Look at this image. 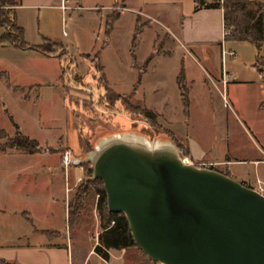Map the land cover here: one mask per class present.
<instances>
[{
  "label": "rangeland",
  "instance_id": "374dc122",
  "mask_svg": "<svg viewBox=\"0 0 264 264\" xmlns=\"http://www.w3.org/2000/svg\"><path fill=\"white\" fill-rule=\"evenodd\" d=\"M115 12L110 11L107 15ZM139 25L142 27L143 24L139 22ZM54 27L55 32L65 33L62 46L67 59L73 58L71 65L60 61L58 65L53 58L44 63L37 62L19 56L12 50H0V66L8 72L7 76L0 77V129L7 132L9 135L4 133L8 137L13 135V127L4 113L6 110L20 133L35 140L39 147H50L54 153H46L55 155L48 159L57 162L59 157L64 169L53 175L52 188L44 190V196L52 194L53 197H60V201L63 200V177L75 179L79 172V181L72 187L69 182L66 197L69 202L77 186L88 177L79 165L72 164V160L83 159L101 136L123 131L138 133L148 140L166 139L170 142L172 139L177 142L176 137L183 135L182 139L190 147L193 162L198 159L203 162L227 160L226 165L211 167L239 183L237 174L243 173L247 179L254 181L256 169L264 170L263 165L256 167L252 163L257 157L260 158L256 148V134L264 137V120L256 114L254 108L256 98L249 88L232 83L258 81V74L248 65V61L241 58L232 64L230 61L234 58L226 59L224 69L229 77L226 81L231 82L221 88L219 56L212 69L208 67L209 62L190 60L183 53L157 57L155 53L159 40L152 51L150 35L142 29L135 34L133 55L130 53L131 38L135 33L133 30L128 33L118 28L109 44L100 49L105 40L103 24L98 31L97 23L88 15L66 17L61 31L59 21L55 19ZM2 33L4 30L0 29V35ZM24 38L23 34L25 42ZM80 55L88 57L82 58ZM149 55L153 57L152 61L145 64ZM69 66L74 74H65L59 78L60 70H66ZM39 70L44 77L36 76ZM180 71L183 80L187 82L186 114L176 83ZM37 84L43 86H35ZM105 87L107 90L104 93ZM225 87H228L227 93ZM133 89L135 91L132 92ZM115 96L121 98V101L111 100ZM230 98L239 101L244 115L232 113ZM163 102L168 109L162 113L165 119L149 111L153 116V127L149 128V121L143 117L142 109L157 110ZM172 130H176L175 135ZM4 143L5 140L1 139L0 145ZM65 145L69 148L63 147ZM180 145L185 147L184 144ZM26 155L22 153L17 159L23 160L22 157ZM64 157L70 161L67 167L62 164ZM82 163L86 162L79 164ZM81 167L90 169L87 164ZM242 184L253 189L256 181L254 184ZM96 199L91 188L87 187L82 198L80 225L69 232L74 264H151L134 247L127 249L123 259L119 252L111 251L108 262L102 261L90 251L99 233ZM3 222L19 234L30 229L22 218L9 216Z\"/></svg>",
  "mask_w": 264,
  "mask_h": 264
},
{
  "label": "crops",
  "instance_id": "0c3cea01",
  "mask_svg": "<svg viewBox=\"0 0 264 264\" xmlns=\"http://www.w3.org/2000/svg\"><path fill=\"white\" fill-rule=\"evenodd\" d=\"M210 1L203 0L200 5L198 0H18L14 9V18L16 25L22 30V38L24 34L26 44L38 45L45 38L62 46L65 33L55 32V19L59 21L61 31L62 23L65 22L66 17L88 15L97 23V30L99 31L103 24L102 19L110 11H116L118 16L113 22L110 32L107 35L103 32L105 40L101 43L100 49L109 44L110 38L115 35L118 28L132 33L136 21H138V24L139 22L143 24L142 31L150 35L152 51L156 41L159 40L155 53L157 57H168L175 53L182 55L183 53L190 60L209 62L208 67L212 69L214 61L219 56L220 43L223 42V23L220 9L202 7L203 4L210 3ZM247 1L251 3L250 9L252 10L255 8L253 3L261 4L264 37V0ZM223 43L226 49L234 52V59L230 61L232 64L242 58L244 61H248V65L252 67L254 49L250 44L245 42ZM247 45L250 47H246ZM0 50H12L19 56L42 63L47 59H52V57H45L33 51L13 48L8 44L0 45ZM152 58L149 55L145 61L149 59L148 62H150ZM59 63L57 60L58 65ZM223 71L225 72L224 65ZM7 74L6 69L0 66V77H5ZM36 76L44 77V74L39 70ZM228 82L231 81H227L226 84ZM186 83L184 81L185 88ZM219 83L223 88L221 81ZM232 83L247 87L252 91L254 98H256L254 99L255 112L264 120V84L259 75L258 81H233ZM6 86L9 87V84ZM35 86L41 87L43 84ZM11 88L14 89L13 86ZM227 89L228 87H225L226 93ZM229 105L233 114L244 115L239 101L230 98ZM145 109L154 116L164 119L162 113L168 110L164 102L157 110ZM4 113L6 116L8 115L6 110ZM9 117L11 118V116ZM11 120L13 123L12 118ZM175 131L172 130L174 135L176 134ZM182 136H178L176 139L177 143L184 144L187 149L188 158L184 159L186 163L203 167L221 166L228 163L227 160L203 162L199 159L193 162L190 147L182 139ZM256 140V148L260 153V158L257 157L252 163L256 167L264 166V137L256 134ZM63 147L69 148L67 145ZM42 148L50 147L44 146ZM22 153L15 150L0 152V264H74L71 251L72 240L69 237V232H73L80 225L82 211L79 212L73 226L68 228L66 222L68 201L66 197L69 182L72 187L74 183L79 181L80 173L76 174L75 179H68V176L67 179L63 177V183H65L63 200L60 201V197H53L52 194L44 196L43 191L52 188L53 175L59 174V171H64L59 157L57 162L48 159L55 154L47 153L27 154L26 157H22L23 160L17 159V156ZM225 171L227 172V169ZM237 175L241 183L254 184L255 181H258L264 184L263 169H256L254 181L247 179L243 173ZM9 216L16 219L22 218L28 223L30 229L26 230L24 234L11 230L3 222L4 218ZM127 249L130 250V248ZM127 249L108 250V260L111 251L119 252L123 259ZM78 264L83 263L79 262Z\"/></svg>",
  "mask_w": 264,
  "mask_h": 264
},
{
  "label": "water",
  "instance_id": "95a60500",
  "mask_svg": "<svg viewBox=\"0 0 264 264\" xmlns=\"http://www.w3.org/2000/svg\"><path fill=\"white\" fill-rule=\"evenodd\" d=\"M199 4L203 0H198ZM108 213L124 217L135 247L161 264H264V197L175 145L135 132L101 136L83 159Z\"/></svg>",
  "mask_w": 264,
  "mask_h": 264
},
{
  "label": "trees",
  "instance_id": "16d2710c",
  "mask_svg": "<svg viewBox=\"0 0 264 264\" xmlns=\"http://www.w3.org/2000/svg\"><path fill=\"white\" fill-rule=\"evenodd\" d=\"M18 4V0H0V29L4 30V33L0 35V43H7L13 48L19 50H28L38 53L45 57L56 58L60 62H68L69 65L73 63V58L67 59V54L63 47L55 42L43 38L41 43L38 45H28L23 41L22 30L15 23L14 9ZM251 3L247 0H211L210 3H205L202 7L207 9H220L222 11V23H223V42H245L250 44L254 49V63L252 68L255 69L259 75L262 83L264 84V37L262 29V13L261 4L253 3L254 9H250ZM118 13H112V15L105 16L103 22L104 34L107 35L112 27L113 22L116 20ZM142 26V25H141ZM141 27L138 21L135 23L134 35L131 38V50L130 53L133 55V44L135 34L140 31ZM82 58H87L88 55H80ZM98 53L94 56L97 59ZM149 59L145 61L148 62ZM101 70V68H100ZM70 66L66 70L61 69L59 78H62L65 74L70 76ZM71 78V77H70ZM176 83L180 91V98L183 104V110L187 113V98L185 96V86L182 72L180 71L176 78ZM104 88V93L106 91ZM135 89L132 90V92ZM132 95V93L130 94ZM121 101L118 96L111 100ZM98 100V98H97ZM108 102L107 99H104ZM143 117L146 119L147 126L153 127V116L152 114L142 109ZM8 121L13 127V135L8 137L2 130H0V140L4 139L5 143L0 145V152L5 150H15L26 154H43V153H54L49 148L39 147L38 144L28 137L22 135L15 124L12 123L11 118L7 115ZM171 137L169 133H167ZM172 143L175 145L180 159H187V149L182 147L174 139ZM87 164L88 163H82ZM88 177L79 186H77L75 193L71 200L67 203V214L66 222L68 228H71L79 216V212L82 207V198L87 187H90L94 195L96 196V211L98 214V228L99 233L96 238V244L92 248V252L99 257L102 261H108V250H123L127 248H136L131 239L127 223L124 217L120 214L108 213L105 207V195L102 189V184L98 180H90L91 168L83 169ZM90 167V165H89ZM201 168L212 169L210 166ZM225 175V174H224ZM242 184V183H241ZM243 185V184H242ZM244 186V185H243ZM148 260V259H147ZM149 263L152 261L148 260Z\"/></svg>",
  "mask_w": 264,
  "mask_h": 264
},
{
  "label": "built area",
  "instance_id": "2783aa9c",
  "mask_svg": "<svg viewBox=\"0 0 264 264\" xmlns=\"http://www.w3.org/2000/svg\"><path fill=\"white\" fill-rule=\"evenodd\" d=\"M63 8L65 9V7H62V9ZM233 57H234V52L226 49L223 42L220 43V46H219V58H220V64H221L220 80H221L222 86H224L227 82L226 80L229 79V77L223 71L224 62L226 61V59L233 58ZM222 99H223V103L226 105L225 99L224 98ZM62 164L64 167H67L70 164V161L66 157H64L62 160ZM252 190H254L259 195L264 197V184L257 181L255 188H253ZM151 264H161V263L152 262Z\"/></svg>",
  "mask_w": 264,
  "mask_h": 264
}]
</instances>
